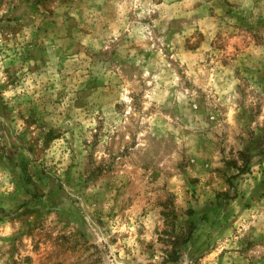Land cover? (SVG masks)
<instances>
[{
    "label": "rangeland",
    "instance_id": "rangeland-1",
    "mask_svg": "<svg viewBox=\"0 0 264 264\" xmlns=\"http://www.w3.org/2000/svg\"><path fill=\"white\" fill-rule=\"evenodd\" d=\"M0 264H264V0H0Z\"/></svg>",
    "mask_w": 264,
    "mask_h": 264
},
{
    "label": "trees",
    "instance_id": "trees-1",
    "mask_svg": "<svg viewBox=\"0 0 264 264\" xmlns=\"http://www.w3.org/2000/svg\"><path fill=\"white\" fill-rule=\"evenodd\" d=\"M179 259V254L174 253V256H169L167 258V260H165L166 262H175Z\"/></svg>",
    "mask_w": 264,
    "mask_h": 264
}]
</instances>
